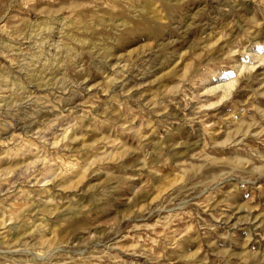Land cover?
I'll return each instance as SVG.
<instances>
[{
  "label": "rangeland",
  "instance_id": "rangeland-1",
  "mask_svg": "<svg viewBox=\"0 0 264 264\" xmlns=\"http://www.w3.org/2000/svg\"><path fill=\"white\" fill-rule=\"evenodd\" d=\"M0 264H264V0H0Z\"/></svg>",
  "mask_w": 264,
  "mask_h": 264
}]
</instances>
